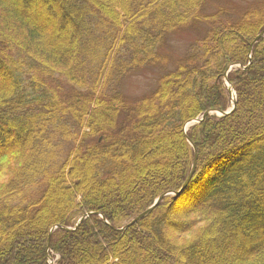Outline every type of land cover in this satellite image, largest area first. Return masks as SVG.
<instances>
[{"label":"trees","instance_id":"16d2710c","mask_svg":"<svg viewBox=\"0 0 264 264\" xmlns=\"http://www.w3.org/2000/svg\"><path fill=\"white\" fill-rule=\"evenodd\" d=\"M206 2L0 0V264H264V0ZM201 17L214 49L127 103L126 75ZM235 63L234 111L185 132L229 109ZM164 141L181 169L152 159Z\"/></svg>","mask_w":264,"mask_h":264},{"label":"rangeland","instance_id":"374dc122","mask_svg":"<svg viewBox=\"0 0 264 264\" xmlns=\"http://www.w3.org/2000/svg\"><path fill=\"white\" fill-rule=\"evenodd\" d=\"M229 1H231L233 6L235 7L238 6L240 7L242 5V0H207L205 5L206 7H204L202 10L203 14L214 12L213 11L214 8H219L220 3H225L224 5H227L229 7V5L231 4L229 3ZM236 13L233 14H231L230 12H224L223 14L220 13L219 20L222 22L230 23L232 17L233 16L236 17ZM206 21H214V20L204 19L203 17H201L199 18V20L194 21L193 24H190L182 28H178L177 34L174 33L170 35L167 44H164L162 46V50L159 52V54L162 56L161 60L154 62V65L142 67L139 70H136L126 75V77L122 80L121 85L124 92L126 93V96L129 98V102L127 103H133V101H136L139 98L147 95L151 87L155 85L158 76L161 74L160 71H162V69L165 70L176 67L177 61H180V58L184 57L188 51L190 52L193 51L194 53H196L195 56L196 55L202 56L204 52H209L212 49H214L215 46L214 41H211L209 44V43H204L202 40L208 33L207 29L209 27V23ZM232 28L233 27H231V29ZM6 34L8 36L14 35L11 32H7ZM2 37L4 36H1L0 38ZM8 44H10V40H5L4 48ZM202 45L203 48L201 49ZM234 65H235L234 67H237L239 66V63H235ZM223 79L226 83L227 88L232 87L236 95V89L230 84L228 79H226L225 76H223ZM52 83L58 84L60 86L59 88L64 87L65 89H70L63 77L54 76L52 78ZM179 92H181L180 89L176 93L177 96L179 95ZM231 107H232V100L229 109ZM217 115L220 114L218 113ZM137 130H139L141 133H149L150 125L149 123H147L144 124V126L142 125L141 128H138L137 126ZM163 144L165 145L164 149L162 151L159 150L158 152H156L155 156L152 158L154 162L163 165L164 166L163 168L164 170L166 169V172L173 170L174 167H180L181 169L182 161L179 153L177 156H175V153L172 152L173 150L171 149L172 145L170 144V142L164 141ZM126 148H129L128 143L124 144V149ZM150 174H153V172H150ZM157 181L160 180L157 179ZM126 193L127 192L125 191L123 194ZM178 215L179 214L175 212L173 214V217L177 218ZM79 217L80 216L77 217L76 222L78 221ZM49 261L50 264H53L55 260L50 259Z\"/></svg>","mask_w":264,"mask_h":264},{"label":"water","instance_id":"95a60500","mask_svg":"<svg viewBox=\"0 0 264 264\" xmlns=\"http://www.w3.org/2000/svg\"><path fill=\"white\" fill-rule=\"evenodd\" d=\"M264 34V31H262L261 33L258 34V36L256 37V39L254 40V42L251 44L250 48L253 47L254 43L257 42L259 40V38ZM238 65V64H236ZM235 65H231L230 67L227 68V71L226 73L224 74L225 78L227 79V75L228 73L233 69ZM229 90V93L232 97V107L226 111H221V110H218V109H210V110H207L206 112L203 113V115L201 117H197V118H194V119H191L189 120L186 125H185V128L184 130L186 131L188 127L194 125L195 123H198L200 122L201 120H203L205 118V116L207 114H220L221 116H225L227 114H230L232 111H234L235 107H236V95H235V91H233L232 87H229L228 88ZM191 142V140H190ZM191 144L194 146V144L191 142ZM195 153H196V150H195ZM196 164H197V154H195V157H194V161H193V166H192V169H191V172L184 184V186L178 191V192H166V193H163L162 195H160L155 201L154 203L148 207L146 210H144L143 212H141L140 214H138L137 216H135L130 222H128L125 226V227H128L136 222H138L140 219H142L143 217L147 216L149 213L152 212V210L161 202V200L163 199V197L173 193V194H176L178 195L184 188L185 186L187 185L188 181L191 179V176L193 175V172L196 168ZM90 213H85L83 215H81L78 219V221L76 222V226L79 225V223L84 219L86 218L87 215H89ZM56 227H62V228H65V229H70L69 227H64V226H61V225H56ZM53 229H51V232H52Z\"/></svg>","mask_w":264,"mask_h":264}]
</instances>
